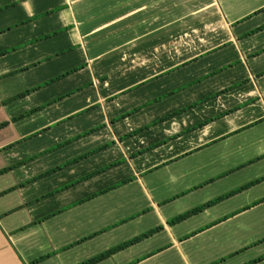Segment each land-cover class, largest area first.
<instances>
[{"label":"crops","instance_id":"1","mask_svg":"<svg viewBox=\"0 0 264 264\" xmlns=\"http://www.w3.org/2000/svg\"><path fill=\"white\" fill-rule=\"evenodd\" d=\"M263 25L264 0H0V264L158 226L94 264L264 255V179L167 223L264 177Z\"/></svg>","mask_w":264,"mask_h":264},{"label":"trees","instance_id":"2","mask_svg":"<svg viewBox=\"0 0 264 264\" xmlns=\"http://www.w3.org/2000/svg\"><path fill=\"white\" fill-rule=\"evenodd\" d=\"M262 28H264V25L258 27L256 30H260V29H262ZM36 88H38V87H35L34 89L26 90V91L21 92V93H18V94L14 95L13 97H11V98L8 99V100H9V101H12V100L18 99V98H20V97H22V96H25V95L28 94L29 92L35 90ZM37 110H39V107L34 108V109H31L30 111H27V112H25V113L19 114V115L13 117L12 120H13V121L19 120V119L23 118L24 116H26V115H28V114H31V113H33V112H35V111H37ZM137 132H138V131H133V132L127 134L125 137L131 136V135H134V134H136ZM125 137H124V138H125ZM102 148H103V147H102ZM100 149H101V148H100ZM85 156H86V155H85ZM82 157H84V156H82ZM116 164H117V163L110 164L109 166H107V167L104 168V169H101V170L95 171L93 174H97V173H99V172H101V171H103V170H105V169H107V168H109V167H112V166H114V165H116ZM18 165H19V164H18ZM9 169H10L9 167H8V168L0 169V175L3 174L4 172H6V171L9 170ZM53 170H54V169H53ZM53 170H51V171H53ZM93 174H92V175H93ZM90 175H91V174H90ZM90 175H88V177H89ZM86 178H87V177H86ZM263 179H264V177H261V178H259V179H256V180H254V181H252V182H249V183H247V184H245V185H243V186H241V187H239V188H237V189H235V190H232V191H230V192H228V193H226V194H224V195H221V196H219V197H217V198H215V199H212V200H210V201H208V202H205V203H203V204H201V205H199V206H197V207H194V208H192V209H190V210H188V211H186V212H184V213H182V214H179V215L175 216L174 218L168 220L167 223H168L169 225H172V224L178 223V222H180V221H182V220H184V219H186V218H188V217H190V216H192V215H194V214H197L198 212L204 210L205 208H207V207H209V206H211V205H213V204H215V203H217V202H219V201H221V200H223V199H225V198H227V197H229V196H232V195H234V194H236V193H238V192H240V191H242V190H244V189H246V188H248V187H250V186H252V185H254V184H256V183H258V182H260V181L263 180ZM4 192H5V191H4ZM4 192H2L1 194H3ZM161 228H162V226L155 227V228H153V229L147 231L146 233H143V234H141V235H139V236H135L134 238H131V239H129L128 241H126V242H124V243H122V244H120V245H118V246H116V247H113V248H111V249H109V250H107V251H105V252H103V253H101V254H99V255H97V256H94V257H92V258H90V259H87V260H85V261H83V262H81V263H79V264H94V263H96V262H98V261H100V260H102V259L108 257L109 255H111L112 253L116 252L117 250L123 249V248H125L126 246H128V245H130V244H133V243H136V242H138L139 240H141V239H143V238H145V237H147V236L153 234L154 232L159 231ZM263 258H264V255L258 257L257 259H254V260H252V261H250V262H248V263H245V264H253V263H255V262H257V261H259V260H261V259H263Z\"/></svg>","mask_w":264,"mask_h":264}]
</instances>
